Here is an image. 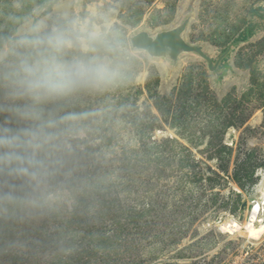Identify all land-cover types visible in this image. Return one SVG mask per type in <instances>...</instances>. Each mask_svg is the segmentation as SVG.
Wrapping results in <instances>:
<instances>
[{"label":"rangeland","instance_id":"1","mask_svg":"<svg viewBox=\"0 0 264 264\" xmlns=\"http://www.w3.org/2000/svg\"><path fill=\"white\" fill-rule=\"evenodd\" d=\"M181 27L212 66L132 45ZM72 58L109 83L30 88ZM263 189L264 0H0V264H264Z\"/></svg>","mask_w":264,"mask_h":264},{"label":"clouds","instance_id":"2","mask_svg":"<svg viewBox=\"0 0 264 264\" xmlns=\"http://www.w3.org/2000/svg\"><path fill=\"white\" fill-rule=\"evenodd\" d=\"M111 75L112 68L103 58H72L53 62L43 68L30 83V88L37 95L54 97L80 89L105 87ZM35 147L41 145L36 144Z\"/></svg>","mask_w":264,"mask_h":264},{"label":"water","instance_id":"3","mask_svg":"<svg viewBox=\"0 0 264 264\" xmlns=\"http://www.w3.org/2000/svg\"><path fill=\"white\" fill-rule=\"evenodd\" d=\"M183 31L184 27L163 31L155 38H152L147 32L143 31L136 34L132 38L131 42L133 46L148 49V51L154 55H160L169 48L171 49L173 55H177L180 50L196 51L209 62L210 66H212V58L206 54L200 46L187 44L182 39L181 36Z\"/></svg>","mask_w":264,"mask_h":264},{"label":"bare ground","instance_id":"4","mask_svg":"<svg viewBox=\"0 0 264 264\" xmlns=\"http://www.w3.org/2000/svg\"><path fill=\"white\" fill-rule=\"evenodd\" d=\"M263 195H264V189H263ZM261 208L262 207V205L261 204H259V206L254 210V213H256L257 212V210H258V208ZM259 226H258V228H255L253 225H255V220H251V221H249L246 225H247V230H248V232L252 235V236H256V235H258L262 230H264V221L262 220V219H259ZM251 223V224H250ZM232 225V224H231ZM236 225L237 226H239V224L238 223H236ZM229 226V225H228ZM232 227V226H231ZM245 228V229H246Z\"/></svg>","mask_w":264,"mask_h":264},{"label":"built area","instance_id":"5","mask_svg":"<svg viewBox=\"0 0 264 264\" xmlns=\"http://www.w3.org/2000/svg\"><path fill=\"white\" fill-rule=\"evenodd\" d=\"M259 204H260V203H255V204H254V206H253V211H252V215H253L254 210L259 206ZM262 210L264 211V204H263L262 208H260V207L258 208L257 216H259V215L262 213ZM251 220H252V216H251ZM251 220H250V221H251ZM234 226L237 227L236 223H234Z\"/></svg>","mask_w":264,"mask_h":264},{"label":"trees","instance_id":"6","mask_svg":"<svg viewBox=\"0 0 264 264\" xmlns=\"http://www.w3.org/2000/svg\"><path fill=\"white\" fill-rule=\"evenodd\" d=\"M248 33H249V34H244V35L240 38V40L247 39L248 35H251V34L253 33V29L250 28Z\"/></svg>","mask_w":264,"mask_h":264}]
</instances>
